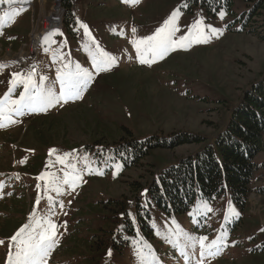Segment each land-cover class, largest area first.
I'll return each instance as SVG.
<instances>
[{"label":"rangeland","instance_id":"1","mask_svg":"<svg viewBox=\"0 0 264 264\" xmlns=\"http://www.w3.org/2000/svg\"><path fill=\"white\" fill-rule=\"evenodd\" d=\"M66 1L38 0L33 11L19 9L10 20L0 22V42L15 43H0V59L19 58L29 51L36 56L33 38L44 23L50 21L53 25L54 17L67 14L63 9L70 2ZM235 1L239 14L254 2ZM74 3L72 7L78 8L76 36L64 30L47 33L38 63L40 67L45 65L41 77L47 79L38 83L37 76L32 79L43 88L55 82L59 93L57 70L67 71L78 63L93 76L82 98L20 116L12 114L13 123L0 118V240L5 241L0 245V264H6L10 247L15 252L10 238L22 226L28 224L39 233L49 221L57 227L56 244L46 258L47 264H264V252L260 251L264 243V195L256 191L249 195L245 210L237 207L229 194L213 202L197 200L185 213L168 212L155 203L150 205L143 197L141 203L152 214L153 236H146L139 226L135 201L127 216L133 220L136 233L129 234L127 242L119 240L117 249L102 246L104 251L91 254L87 241H92L94 234L99 241L103 235L112 237L106 230L115 207L110 210L113 205L106 203L119 200L125 207L142 188L135 191L137 185L132 182L145 185L154 171L169 166L170 160L195 153L203 145L184 144L175 150L152 151L140 168L130 170H125L119 161L109 162V154L84 150L86 144L95 142L91 149L104 151L127 131L142 139L181 131L189 137L218 134L229 109L264 73V11L251 32H236L243 24V20H236L239 14L222 10L213 17L202 6L189 8V0ZM16 9L3 11L0 16ZM173 13L179 29L177 38L188 34L191 25L199 21L206 42L203 38L200 43L192 39L154 60L151 52H144L150 63L141 64L133 41L154 35ZM81 24L88 26L90 36L85 35ZM211 28L218 31L213 33ZM101 50L116 57V62L97 73L91 55ZM27 74L23 72L17 81L26 79ZM13 79L10 69L5 68L0 76V99L10 89L12 100L23 93V85L13 86ZM255 160L261 165L264 151ZM258 172L254 189L264 187V171ZM66 173L69 183H63ZM77 173L80 179L72 185L70 178ZM53 177L59 193L52 190ZM37 184L41 185L39 189ZM143 193L144 188L139 195ZM222 236L224 245L216 251L211 242ZM188 237H207L204 244L211 254L205 251L201 256L199 244L195 249L185 248L190 243Z\"/></svg>","mask_w":264,"mask_h":264},{"label":"trees","instance_id":"2","mask_svg":"<svg viewBox=\"0 0 264 264\" xmlns=\"http://www.w3.org/2000/svg\"><path fill=\"white\" fill-rule=\"evenodd\" d=\"M250 1H254L252 4L248 3L250 9L240 14L235 11V0H189V8H193V5L202 6L213 17L218 16L222 10L231 15L239 14L236 20H243V24L235 31L251 32L253 23L264 11V0ZM68 6L65 29L69 34L76 36V21L70 3ZM229 110L226 121L218 127L219 133L213 137L201 134L189 137L181 131L167 137L153 134L142 139L127 131V135L106 147L104 151L91 149L95 142L85 145L84 150L87 152L109 154V162L119 161L125 170L140 168L141 162H144L152 151L175 150L184 144L203 145L195 153H189L178 160H170L169 166L163 165L154 171L145 185L132 182L131 185H137L135 191L142 187L145 193L139 195L142 189L140 188L135 199L127 202L125 207L124 202L119 200L112 199L106 203L113 205L109 207L110 210L115 207V215L110 217L111 224L106 230L112 237L103 235L99 241L95 239L99 237L94 234L93 240L87 241L91 254L104 251L102 246L117 249L119 240L127 242L129 234L136 233L133 220L127 216L129 207L135 201L139 226L146 236H153L152 214L150 209L141 203L143 197L147 198L150 205L155 203L168 212L185 213L197 200L213 202L227 193H230V198L237 207L245 210L250 194L256 191L264 195L263 186L254 189L258 171H264V162L260 165L255 160L257 155L264 151V73L248 86L239 103ZM118 248L122 250L121 247ZM260 251L264 252V243Z\"/></svg>","mask_w":264,"mask_h":264},{"label":"snow or ice","instance_id":"3","mask_svg":"<svg viewBox=\"0 0 264 264\" xmlns=\"http://www.w3.org/2000/svg\"><path fill=\"white\" fill-rule=\"evenodd\" d=\"M13 2H19V0H0V4ZM128 2V0H125ZM132 2H138V0H132ZM19 9L11 12H4L3 16H0V22L4 19L10 20L13 16L17 15ZM223 15V13H221ZM81 27L85 29V35L90 36L91 33L88 31V26L86 24H81ZM135 32V28L132 29ZM58 32V30H53ZM179 31L176 23V13H173L168 19H166L163 25L158 28L154 35L147 36L141 39L139 42L133 41L136 46V52L140 56V63L146 64L150 63L149 60L144 58V52H151L152 59L156 57L163 58L170 50H173L177 46L184 47L185 42L191 43L192 39H195L197 43L206 42L207 37L204 35L203 31L199 28V21H196L191 25V30L188 34L176 37V33ZM218 30L211 28V32L216 33ZM62 34V33H61ZM94 39V38H93ZM141 45H144L143 49ZM97 47H99L97 45ZM92 65L96 72L106 71L112 64L116 62V57L109 53L102 52L98 54L91 55ZM35 74V66L32 70L28 72L27 78L22 80L13 79L11 83L13 86L17 84H22L24 91L20 95L19 99L12 100L11 89L9 93L5 95L3 99H0V118L8 119L9 123L14 121L11 119V115H24L26 112H34L37 110H46L49 107H55L56 105H62L68 103L69 100H74L82 98V93L86 90L89 83L92 81V73L86 69L82 68L78 63L74 65L73 68L67 71L57 70V79L59 80L60 91L56 92L54 83L47 88L38 87L34 82L32 77ZM22 75L21 73H12L13 77ZM41 79H47L46 77H41ZM14 106V107H12ZM8 113L6 116L5 113ZM3 124L0 123V127ZM63 163V159L60 160ZM65 180L63 183H69L68 174H65ZM43 179V177H40ZM80 179L79 174L72 176L70 178L71 184L75 185L76 181ZM53 188L52 190L60 192V188L56 187L55 177L52 178ZM3 186L0 185V188ZM37 189L41 187L40 184L36 185ZM39 204V200H37ZM56 224L51 221L48 222L46 227L42 226V231L37 233L35 228H30L28 224L22 226L11 238L10 241L13 242L15 247V252L12 248H9L7 254L6 264H47L46 258L52 251L53 246L56 244ZM28 229V231H26ZM190 243L185 245V248L195 249L196 245L199 244L201 248V256L204 255L205 251L211 254V249L206 248L204 241L207 237H188ZM5 241L0 240V245H3ZM212 246L215 247L216 251L220 250V246L224 245V237H220L217 240L211 242ZM109 255H111V250H109ZM181 254L187 257L186 251H181ZM200 264V262H198Z\"/></svg>","mask_w":264,"mask_h":264},{"label":"bare ground","instance_id":"4","mask_svg":"<svg viewBox=\"0 0 264 264\" xmlns=\"http://www.w3.org/2000/svg\"><path fill=\"white\" fill-rule=\"evenodd\" d=\"M54 19L56 20L57 19V17L55 18L54 17ZM44 25H45V28H48L51 24H50V21H48V23H44Z\"/></svg>","mask_w":264,"mask_h":264}]
</instances>
